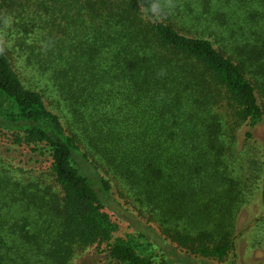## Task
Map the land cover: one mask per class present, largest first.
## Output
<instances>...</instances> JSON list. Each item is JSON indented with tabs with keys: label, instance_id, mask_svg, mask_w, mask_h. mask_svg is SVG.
<instances>
[{
	"label": "trees",
	"instance_id": "obj_1",
	"mask_svg": "<svg viewBox=\"0 0 264 264\" xmlns=\"http://www.w3.org/2000/svg\"><path fill=\"white\" fill-rule=\"evenodd\" d=\"M6 6L0 135L44 149L50 174L0 169V264H70L75 246L102 244L117 263L155 264L148 236L115 235L112 180L178 248L225 259L264 178V0Z\"/></svg>",
	"mask_w": 264,
	"mask_h": 264
},
{
	"label": "rangeland",
	"instance_id": "obj_2",
	"mask_svg": "<svg viewBox=\"0 0 264 264\" xmlns=\"http://www.w3.org/2000/svg\"><path fill=\"white\" fill-rule=\"evenodd\" d=\"M0 3L6 8L8 0H0ZM15 66L17 68V64ZM252 133V146L264 170V123L254 127ZM49 164L50 159L44 149L31 151L22 145H10L0 135V169L5 174H14L15 178L22 179L26 176L47 175L50 174ZM111 183L112 196L105 210L118 225L115 235L141 232L148 236L153 244L155 264L162 259L164 264H264V178L249 203L241 208L236 219L233 249L223 260L196 256L178 248L161 234L160 227L146 213L135 208L128 196L121 195L113 180ZM104 247V244L98 247L75 246L70 264H120L108 258Z\"/></svg>",
	"mask_w": 264,
	"mask_h": 264
}]
</instances>
